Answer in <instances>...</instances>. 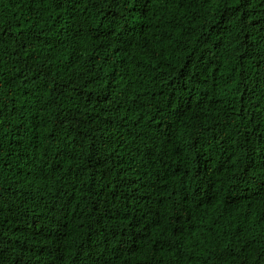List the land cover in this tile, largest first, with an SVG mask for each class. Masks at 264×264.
Segmentation results:
<instances>
[{"label": "trees", "instance_id": "1", "mask_svg": "<svg viewBox=\"0 0 264 264\" xmlns=\"http://www.w3.org/2000/svg\"><path fill=\"white\" fill-rule=\"evenodd\" d=\"M0 264H264V0H0Z\"/></svg>", "mask_w": 264, "mask_h": 264}, {"label": "clouds", "instance_id": "2", "mask_svg": "<svg viewBox=\"0 0 264 264\" xmlns=\"http://www.w3.org/2000/svg\"><path fill=\"white\" fill-rule=\"evenodd\" d=\"M175 228L179 229V228H178V224H177V222H176Z\"/></svg>", "mask_w": 264, "mask_h": 264}]
</instances>
